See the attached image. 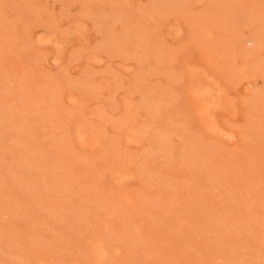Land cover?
<instances>
[{"label": "rangeland", "instance_id": "rangeland-1", "mask_svg": "<svg viewBox=\"0 0 264 264\" xmlns=\"http://www.w3.org/2000/svg\"><path fill=\"white\" fill-rule=\"evenodd\" d=\"M0 264H264V0H0Z\"/></svg>", "mask_w": 264, "mask_h": 264}, {"label": "bare ground", "instance_id": "bare-ground-1", "mask_svg": "<svg viewBox=\"0 0 264 264\" xmlns=\"http://www.w3.org/2000/svg\"><path fill=\"white\" fill-rule=\"evenodd\" d=\"M249 36H250V35H249ZM67 37H68V36H67ZM251 37H254V36H251ZM244 38H246V37H244ZM254 38H255V37H254ZM255 40H256V38L253 39V38H250V37H249L245 42H250L251 44H253V43H256ZM244 44H245V46H246V43H244ZM247 46H249V45H247ZM255 46H256V45H255ZM255 46H254V47H255ZM252 47H253V46H252ZM249 48L251 49V46H249ZM255 50H256V49H255ZM206 85H208V84H206ZM213 85H214V84H213ZM202 87H203V86H202ZM205 87H206V86H205ZM213 87H214V86H213ZM205 89H206V88H205ZM205 89L203 90L204 92L206 91ZM210 89H211V88H210ZM223 89H224V88H223ZM199 91H200V90H199ZM201 91H202V90H201ZM208 91H209V90H208ZM210 92H211V91H210ZM210 92H209V93H210ZM201 93H203V92H200V94L197 93L199 96L197 95V96H195V97H199V98H200V96H202ZM205 93H206V92H205ZM212 93H213V92H212ZM195 94H196V93H195ZM213 94H214V93H213ZM202 97H204V96H202ZM210 98H211V97H210ZM199 100H200V99H199ZM207 103H208V102H207ZM207 103L205 102V105H206ZM212 104H213V103H212ZM202 108H204V107H202ZM207 109H208V108H207ZM205 111H206V108H205V110H204V109H201V110H200V112L203 113V114H204ZM207 113H208V112H207ZM205 115H206V114H205ZM212 118L214 119V117H212ZM121 129H122V128H121ZM82 133H83V132H82ZM81 136H82V135H81ZM126 145H127V144H126Z\"/></svg>", "mask_w": 264, "mask_h": 264}]
</instances>
